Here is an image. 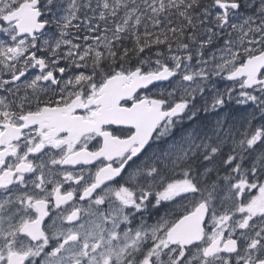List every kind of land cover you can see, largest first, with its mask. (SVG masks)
<instances>
[{"label": "snow or ice", "instance_id": "6c2138e0", "mask_svg": "<svg viewBox=\"0 0 264 264\" xmlns=\"http://www.w3.org/2000/svg\"><path fill=\"white\" fill-rule=\"evenodd\" d=\"M0 264H264V0H0Z\"/></svg>", "mask_w": 264, "mask_h": 264}]
</instances>
